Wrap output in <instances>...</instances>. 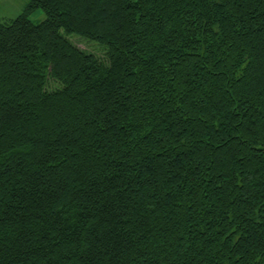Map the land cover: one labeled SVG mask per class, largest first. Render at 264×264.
<instances>
[{
  "label": "trees",
  "instance_id": "trees-1",
  "mask_svg": "<svg viewBox=\"0 0 264 264\" xmlns=\"http://www.w3.org/2000/svg\"><path fill=\"white\" fill-rule=\"evenodd\" d=\"M0 264H264V0L0 22Z\"/></svg>",
  "mask_w": 264,
  "mask_h": 264
},
{
  "label": "rangeland",
  "instance_id": "rangeland-1",
  "mask_svg": "<svg viewBox=\"0 0 264 264\" xmlns=\"http://www.w3.org/2000/svg\"><path fill=\"white\" fill-rule=\"evenodd\" d=\"M30 1L31 0H0V22L10 23L18 18L25 12ZM45 19L46 14L42 10H37L30 16V20L35 24H38ZM70 39L79 48L95 55L103 56L102 50L97 46L98 44L85 41L76 35L71 36Z\"/></svg>",
  "mask_w": 264,
  "mask_h": 264
}]
</instances>
